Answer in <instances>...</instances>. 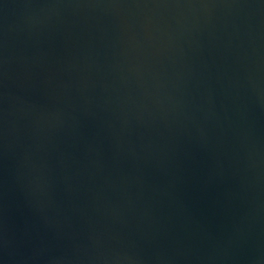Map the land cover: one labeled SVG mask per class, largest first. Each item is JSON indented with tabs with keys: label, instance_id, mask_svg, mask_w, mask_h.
I'll list each match as a JSON object with an SVG mask.
<instances>
[{
	"label": "water",
	"instance_id": "water-1",
	"mask_svg": "<svg viewBox=\"0 0 264 264\" xmlns=\"http://www.w3.org/2000/svg\"><path fill=\"white\" fill-rule=\"evenodd\" d=\"M0 264H264V0H0Z\"/></svg>",
	"mask_w": 264,
	"mask_h": 264
}]
</instances>
